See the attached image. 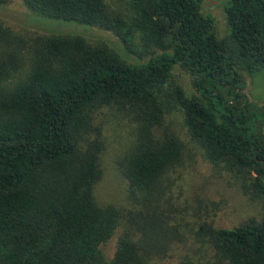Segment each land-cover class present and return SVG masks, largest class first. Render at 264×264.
Returning a JSON list of instances; mask_svg holds the SVG:
<instances>
[{
    "label": "trees",
    "instance_id": "trees-1",
    "mask_svg": "<svg viewBox=\"0 0 264 264\" xmlns=\"http://www.w3.org/2000/svg\"><path fill=\"white\" fill-rule=\"evenodd\" d=\"M33 13L110 31L139 63L79 36H26L0 20V264H148L177 237L160 201L183 159L163 125L183 113L190 138L221 164L262 215L228 229L199 225L208 258L179 264H264V107L242 92L243 73L264 72V0H229L228 35L218 39L202 0H128V15L106 0H22ZM2 0H0L1 4ZM175 66L196 94L171 82ZM133 117L135 139L123 176L138 206H101L103 145L89 137L92 114ZM121 227L112 258L101 245Z\"/></svg>",
    "mask_w": 264,
    "mask_h": 264
},
{
    "label": "rangeland",
    "instance_id": "rangeland-1",
    "mask_svg": "<svg viewBox=\"0 0 264 264\" xmlns=\"http://www.w3.org/2000/svg\"><path fill=\"white\" fill-rule=\"evenodd\" d=\"M128 0H106L109 7L128 15ZM229 0H202L201 11L214 22L218 39L225 38L228 27L224 9ZM0 20L12 31L26 36L63 34L79 36L90 45L106 47L116 52L127 63L137 64L138 59L128 54L121 41L112 32L76 22L48 19L31 12L22 0H2ZM243 93L253 108L264 107V72L248 76L243 73ZM170 80L179 85L186 95L196 94L187 72L175 66ZM93 129L89 137L98 138L103 145L99 157L101 178L94 186V197L99 205H112L121 212L135 211L138 206L129 199L127 181L123 176L126 158L132 148L137 124L133 117L122 112L101 109L92 115ZM163 125L169 128L182 142L183 159L167 174V190L160 203V213L168 226L175 229L177 237L169 245L164 256L153 257L148 264H179L186 259L204 261L207 248L196 240L195 233L202 223L214 229H228L240 223L261 217L263 203L246 195L240 184L221 164L215 165L205 158L204 150L193 141L184 125L182 111L170 107ZM264 134V126H263ZM122 228L118 227L112 237L101 245L104 257L112 258L117 238Z\"/></svg>",
    "mask_w": 264,
    "mask_h": 264
}]
</instances>
